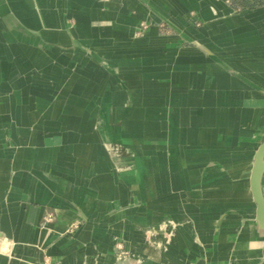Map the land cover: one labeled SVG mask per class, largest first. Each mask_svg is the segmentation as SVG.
<instances>
[{"label":"crops","instance_id":"crops-1","mask_svg":"<svg viewBox=\"0 0 264 264\" xmlns=\"http://www.w3.org/2000/svg\"><path fill=\"white\" fill-rule=\"evenodd\" d=\"M166 157L234 194L189 264H264V0H0V264L133 244L128 194L152 224L186 186Z\"/></svg>","mask_w":264,"mask_h":264},{"label":"bare ground","instance_id":"bare-ground-1","mask_svg":"<svg viewBox=\"0 0 264 264\" xmlns=\"http://www.w3.org/2000/svg\"><path fill=\"white\" fill-rule=\"evenodd\" d=\"M135 147H131L130 150H133ZM173 151L169 149L167 146L165 148L164 153L165 154H171ZM140 157V158H139ZM171 157H166V161H168L167 166H158L154 168L155 173H166L168 174V178L166 180V185H173V186H179L184 184L186 186L192 187L194 186V191L191 193L188 190H186V186L183 189L177 188H171L172 191L169 192H162L159 194L160 196V202H167L165 204H169V208L167 212L172 215L174 220V225H180V230H177V232L180 235V239L182 241L181 248L183 249L185 253L188 252V245L191 248H199L201 249V241L198 239L199 235L209 236L213 234L217 228L218 220L220 219L221 215L224 213L225 209H227L226 202L227 198H232L234 194L232 192L222 191L220 188V184L224 182V178H222L221 172L216 167H213L211 169L203 170V172H188V179H184L182 182H179L175 177L174 174H177L175 166H180L182 164V159L177 161L170 160ZM129 161L121 162V161H114L115 166H119L120 164H126L127 168H125L124 177H126V173H128V179H138L140 176V167L138 165L141 164V154L140 152L137 153L136 150L133 153V156L128 158ZM143 160V159H142ZM103 166L102 169H104V162H102ZM99 168V165H98ZM132 170V173H131ZM131 173V174H130ZM83 176V175H82ZM83 179V177H81ZM125 180V179H124ZM185 181V182H184ZM124 183V181H123ZM219 184V186H218ZM212 186V188H211ZM200 187L201 189L197 190L196 188ZM218 187V189L213 188ZM239 197L241 199H245L246 201L252 199L250 193H247L246 191H241L239 194ZM188 201H192L194 205L200 206L199 212L201 214V220L198 218L195 219L194 216H198L196 214L190 215L188 213ZM243 202V201H242ZM154 216V215H153ZM200 223V225H199ZM173 224H170L169 226H173ZM188 226V232L185 231V227ZM151 233H154L152 230H150ZM195 240L199 244L195 243ZM188 242V244H187ZM187 244V246H186ZM133 246H137L140 249L142 248V254L148 258L151 259L149 264H158L159 259V252L155 249L154 246L149 245L146 242V235L145 231L141 228H136V234L135 239L133 242ZM178 251V248L176 249ZM86 256L84 254V251L81 250L75 255L70 257L71 264H84ZM180 264V263H178Z\"/></svg>","mask_w":264,"mask_h":264},{"label":"rangeland","instance_id":"rangeland-1","mask_svg":"<svg viewBox=\"0 0 264 264\" xmlns=\"http://www.w3.org/2000/svg\"><path fill=\"white\" fill-rule=\"evenodd\" d=\"M152 193L142 192H130L128 194V204L123 208V213L133 214L134 223L141 227L145 231L146 242L154 246L157 252H159L158 264H189L192 262V252H197L195 248H191L188 245V252L181 248L182 241L177 230H180V225L175 226L173 217L167 212V202H161L160 217L157 222L149 224L147 222V216L142 215L143 206H148L149 202L153 203ZM146 198V200H145ZM150 200L148 201V199ZM152 198V199H151ZM165 206V207H163ZM147 208V207H145ZM145 210V209H144ZM151 211V210H149ZM145 214L147 211H144ZM141 214V215H139ZM114 212V218H115ZM123 216V215H122ZM146 217V218H145ZM151 223V222H150ZM173 224V226H169ZM152 230L154 233H151ZM185 231L188 232V226L185 227ZM197 246L199 245L195 240ZM9 244V243H8ZM3 243L0 240V254H8L10 251V244ZM188 244V242H187ZM186 244V246H187ZM89 246V245H88ZM178 248V251L176 250ZM188 253L190 254L188 257ZM87 257L84 260V264H149L151 259L146 258L142 254V248L133 246L131 240L128 242H115L107 250L106 254H103L98 247H92L89 252L86 253ZM208 262V261H207ZM205 260L197 264H208Z\"/></svg>","mask_w":264,"mask_h":264},{"label":"built area","instance_id":"built-area-1","mask_svg":"<svg viewBox=\"0 0 264 264\" xmlns=\"http://www.w3.org/2000/svg\"><path fill=\"white\" fill-rule=\"evenodd\" d=\"M3 241V243H7L8 244V242L6 241V240H2ZM9 245V244H8Z\"/></svg>","mask_w":264,"mask_h":264}]
</instances>
